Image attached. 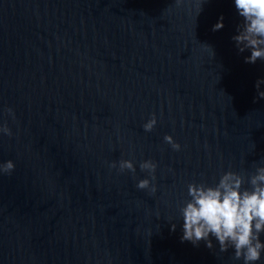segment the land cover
<instances>
[{
  "label": "water",
  "instance_id": "95a60500",
  "mask_svg": "<svg viewBox=\"0 0 264 264\" xmlns=\"http://www.w3.org/2000/svg\"><path fill=\"white\" fill-rule=\"evenodd\" d=\"M198 4L0 0V122L13 133L0 162L15 164L0 174V264H242L214 237L181 241L189 182L264 164V61L232 39L234 0ZM121 158L135 176L108 169ZM145 159L152 195L136 187Z\"/></svg>",
  "mask_w": 264,
  "mask_h": 264
},
{
  "label": "clouds",
  "instance_id": "9594fccd",
  "mask_svg": "<svg viewBox=\"0 0 264 264\" xmlns=\"http://www.w3.org/2000/svg\"><path fill=\"white\" fill-rule=\"evenodd\" d=\"M238 15L242 18L238 25V34L233 36L239 52L250 50L245 57L246 63L264 61V0H234ZM202 0H199L197 13L201 11ZM223 17L213 25V31L223 27ZM213 55V49L204 45ZM264 78L255 82L257 95L264 98V90L260 86ZM12 119L15 113L12 108L4 109ZM157 123L155 114L143 123L145 132L153 130ZM0 134L11 137L13 135L7 122H0ZM164 141L173 150H180V144L169 134L164 135ZM107 167L118 173L125 171L135 176L136 165L133 159L121 158L118 161H108ZM157 164L151 159L139 162L141 171L147 172V177L138 179L137 189L146 190L150 195L155 194L154 183ZM15 168L12 159L0 162V174H11ZM183 220V234L181 241H190L198 246L200 241L213 249L211 237L218 242L219 251L227 252L233 249L232 259L242 261V264H256L264 253V164H258L254 171L244 175L233 170L223 171L218 181L213 184L206 182H189L187 184V198L179 207ZM175 224L171 225L172 230Z\"/></svg>",
  "mask_w": 264,
  "mask_h": 264
}]
</instances>
